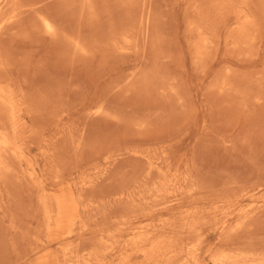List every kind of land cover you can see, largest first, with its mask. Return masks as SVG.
Here are the masks:
<instances>
[{
	"label": "rangeland",
	"instance_id": "374dc122",
	"mask_svg": "<svg viewBox=\"0 0 264 264\" xmlns=\"http://www.w3.org/2000/svg\"><path fill=\"white\" fill-rule=\"evenodd\" d=\"M20 1L22 17L5 27L2 46L41 115L28 119L24 148L34 218L19 221V207L13 213L20 230L43 237L37 197L44 189L54 218L48 245L36 252L18 238L13 245L9 218L0 222V264H179L185 256L154 262L152 251L124 240L151 222H174L187 237L175 220L233 187L256 188L231 213L207 216L192 236L194 257L182 264H212L229 243L264 251V0ZM34 12L50 15L57 34L45 36ZM166 170L194 178L161 186Z\"/></svg>",
	"mask_w": 264,
	"mask_h": 264
},
{
	"label": "bare ground",
	"instance_id": "6f19581e",
	"mask_svg": "<svg viewBox=\"0 0 264 264\" xmlns=\"http://www.w3.org/2000/svg\"><path fill=\"white\" fill-rule=\"evenodd\" d=\"M0 2L4 3L3 6L0 8V210L2 211L0 214V215H2V216H0V222L3 223L5 221L4 220L5 218H9V226H8L9 232H7L6 234L8 237L10 236L9 239L13 240L11 242L13 245H14V243H16V239L18 238L19 240H21V242H23V244L27 250L34 251L38 248V246L43 247L45 245H48V243L46 242L45 239H47L49 233L51 232V221H52V217H53V215H52L53 212L51 209L50 198H49L48 193L44 189H42V192L37 197V200H38L39 206H40V209H39L40 213H41L40 225L42 227L41 232L44 233L43 237H40V235L37 232L32 233L29 231L20 230V227H19L20 225H17V223H16L18 221L15 220L16 216L13 213V210H14V208L19 207L18 208L19 209V213H18V216H19L18 220L19 221L29 220V219L34 218V215H33L34 213L33 214L31 213L33 210V209H31L32 208L31 205H32V200H33L32 196L34 193L33 190L36 186L34 185L35 180H34L33 172L31 170V164L29 162H27V160L24 158V151H25L24 148H25V144H26V138L28 136L27 135L28 119L32 120L33 117H36V119H38L40 117V115H41L40 110H39L40 104H39V99H37L34 96V94L30 90H28L29 86H28L27 81L26 80H19L14 75V73L11 72V63H12V58H13L12 57L13 52L10 48H4L2 46V41H3V35L2 34H3L5 27L15 25L17 22H19V20L22 17L21 11H22L23 5L21 4L20 0H0ZM241 11H242V9H241ZM34 14H35V12H34ZM35 15H36V22H37L38 28L45 34V36L46 35L54 36L57 34L59 26L57 25V22L53 18H51L50 15L43 13V12H39ZM245 16H247V15L246 14L244 15V19H245ZM251 18H253V17H251ZM80 21H78V19H77V22H80ZM251 21H252V19H251ZM76 25H77V23H76ZM76 31H77V29H76ZM77 33H78V31H77ZM78 39H79V37H78ZM78 39L77 38L72 39L73 43H71V41H70V46L75 47L74 54L76 52V49L81 48V44H80ZM63 40H65V39H63ZM64 42H66V41H64ZM24 65H26V64L25 63L23 64V70L22 71L27 70V65L25 67H24ZM49 102H51V101H49ZM33 129H44V127H42V125L38 126L36 124L35 126H33ZM66 130L68 131V129H66ZM72 131H73V129H72ZM68 135H70V133H68ZM77 144H79V143H77ZM73 145H75V144H73ZM163 156H164V153H163ZM164 157H166V156H164ZM156 162H158V161H156ZM193 165L195 166V168L197 167L195 164H193ZM184 167L186 169V166H184ZM150 168H151V166H150ZM154 168H156V166H154ZM187 168L189 169V166ZM148 172H149V170H148ZM160 172H161V176H160L161 178H160L159 185H161V186H175L176 184H179V183H188V182H192V180L194 178V175H193L192 171H190V170H188L185 173L172 172L171 170L160 171ZM195 172L197 173V170ZM157 173H158V171H157ZM196 176H197V174H196ZM40 181H41V179H40ZM229 183L231 184V182H229ZM191 184L192 183H190V185ZM255 188L256 187H251V188L250 187L249 188L248 187H233V188H230L229 190L224 191V192H219L216 195H214L213 197H211L210 199H208V201L206 202L207 203L206 205L204 204L203 206L196 207V208H193V209L187 211L182 217H179L178 219L175 220V222L176 223L178 222L179 226H182L183 229L187 228L188 233H189V235L187 237L182 236L179 231H174V229L176 228V225H174L175 224L174 222L168 223V226H165V227H163V225L161 226L157 222H151V223H147L146 225L140 227L136 231L134 229H131V231L128 234V238L124 240V244L126 247H129L135 251H142L143 253H147V252L152 251L155 254V258L153 257L154 262H155V260H157V262H159L158 259L161 256L163 258V255L170 254L169 255L170 260H172V259L178 260V259H184L185 258L186 260L185 259L183 261L179 260L180 263L182 264L184 261H187V260L189 261L190 258L194 257L193 253H194V250L196 249L197 244L199 242L197 243L194 239H192V236H194L196 238L199 237L198 235H200L199 234L200 227L204 224H207V222H208L206 219L207 216L209 214H213V215L215 213L217 214V212L218 213L219 212L220 213L225 212V214L231 213L232 210H235L237 205L240 204L243 197L250 195V193ZM158 191L159 190H157L155 192L158 193ZM125 194H126V192L123 190V191L117 193V196H115V197L122 198L123 196H125ZM159 194L162 196L161 193H159ZM170 194H171V191H170ZM128 195H130V192ZM128 195H127V198L131 199V196H128ZM152 196H150V197L152 198ZM155 198H152V199H155ZM161 198H164V196ZM25 199H29L27 206L23 205ZM156 199H158V198H156ZM155 201L157 204L160 202V199H159V201H157V200H155ZM161 201H162V199H161ZM146 204H147V202H146ZM135 206H137V204ZM249 206H251V204ZM137 207H139V206H137ZM163 207H165V206H163ZM238 209L241 212H242V210L244 211V208L240 207ZM213 215H211V216H213ZM118 218L120 219V216ZM214 219L216 221V218H214ZM78 220L80 221V218ZM82 223H84V222H82ZM225 224L226 223H224V225ZM72 225L74 226V223ZM78 225H80V224H78ZM78 227L80 229H82L80 226H78ZM177 227H178V224H177ZM182 227H181L180 231L182 230ZM79 228H78L77 232L80 231ZM115 228H117V227H115ZM35 230H37V229H35ZM176 230H178V228ZM203 230H206V229L204 228ZM219 231H221V230H219ZM77 232H76V234H77ZM68 234H69V232H68ZM79 234H80V232H79ZM63 236H65V235H63ZM106 236H108V233H106ZM111 236H112V234H111ZM111 236H109V237H111ZM93 238H95V237H93ZM156 239H159V240L157 242H154ZM113 240L115 241V239H113ZM177 240H180V241L177 242ZM114 244H115V242H114ZM95 245L98 246L97 241H96ZM99 245H100V243H99ZM73 246H75V245H73ZM110 246H112V245H110ZM110 246H108V247L110 248ZM100 247L103 248V245H101ZM106 247H107V245H106ZM70 248L71 247H69V249L68 248L67 249L71 250L73 247L71 249ZM75 248H74V251H75ZM63 250L66 251L65 248H63ZM105 250L109 251L107 248ZM34 252H36V251H34ZM99 252L100 251H98V254H99ZM104 252L107 253L106 251H104ZM62 253H65V252H62ZM143 253H142V255H143ZM77 254H80V253L77 252ZM77 254L75 253V257L72 256V257H74L73 260L71 259L73 263H75L77 260L76 259V257L78 256ZM91 254H93V253H91ZM94 256H95V253H94ZM86 259H89V258H86ZM71 260H69V261H71ZM147 260H148V258H147ZM77 261L79 262V259ZM191 261H193V260L191 259ZM135 262H136V260H135ZM211 262H212V264H264V251H257L254 249H252V250L245 249V248H241L240 246H238L234 243H229V244H226V245L220 247L218 250H216L211 255ZM82 263H83V261H82ZM137 264H138V262H137ZM148 264H150V262ZM172 264H176V262H173Z\"/></svg>",
	"mask_w": 264,
	"mask_h": 264
}]
</instances>
